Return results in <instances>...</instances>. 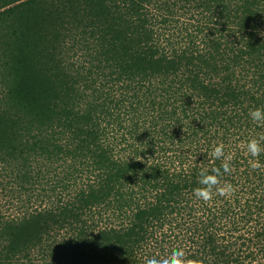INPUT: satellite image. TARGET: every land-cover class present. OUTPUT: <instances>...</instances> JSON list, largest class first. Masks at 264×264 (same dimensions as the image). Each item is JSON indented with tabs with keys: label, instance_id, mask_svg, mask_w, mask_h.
<instances>
[{
	"label": "trees",
	"instance_id": "trees-1",
	"mask_svg": "<svg viewBox=\"0 0 264 264\" xmlns=\"http://www.w3.org/2000/svg\"><path fill=\"white\" fill-rule=\"evenodd\" d=\"M257 107L264 0H0V264H264Z\"/></svg>",
	"mask_w": 264,
	"mask_h": 264
},
{
	"label": "clouds",
	"instance_id": "clouds-1",
	"mask_svg": "<svg viewBox=\"0 0 264 264\" xmlns=\"http://www.w3.org/2000/svg\"><path fill=\"white\" fill-rule=\"evenodd\" d=\"M249 115L252 121L264 126V107L252 109ZM246 150L253 158L251 167L254 170L264 168V164L259 161V156L264 153V136L250 139L246 143ZM212 156L214 159L222 160L220 167H214L210 170L207 168L201 169L199 172L200 187L193 189L195 198L205 203L212 201L216 195L231 197L236 192V187L232 183L222 180L225 174H230L232 171V158L225 156L223 143L214 147ZM143 264H203V262L188 257L182 247H176L167 254L153 253L145 256Z\"/></svg>",
	"mask_w": 264,
	"mask_h": 264
}]
</instances>
